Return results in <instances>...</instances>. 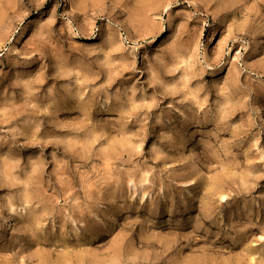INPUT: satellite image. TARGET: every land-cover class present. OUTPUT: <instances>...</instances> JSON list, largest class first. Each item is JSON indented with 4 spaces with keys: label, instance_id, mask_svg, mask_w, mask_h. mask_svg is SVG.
Listing matches in <instances>:
<instances>
[{
    "label": "rangeland",
    "instance_id": "374dc122",
    "mask_svg": "<svg viewBox=\"0 0 264 264\" xmlns=\"http://www.w3.org/2000/svg\"><path fill=\"white\" fill-rule=\"evenodd\" d=\"M0 264H264V0H0Z\"/></svg>",
    "mask_w": 264,
    "mask_h": 264
}]
</instances>
